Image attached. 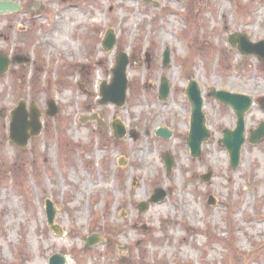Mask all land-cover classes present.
I'll use <instances>...</instances> for the list:
<instances>
[{
    "label": "rangeland",
    "instance_id": "1",
    "mask_svg": "<svg viewBox=\"0 0 264 264\" xmlns=\"http://www.w3.org/2000/svg\"><path fill=\"white\" fill-rule=\"evenodd\" d=\"M0 1L21 8L0 15V54L29 60L11 61L0 77V264H48L54 254L70 264H264V139L247 142L264 121V63L227 42L234 33L264 41V0ZM107 31L111 51L101 47ZM118 54L128 61L125 104L101 106L99 88L110 84ZM190 81L210 132L196 159L185 142ZM210 90L253 101L235 169L219 143L235 114ZM50 100L54 117L45 114ZM19 102L26 111L34 105L41 126L23 148L9 139ZM93 114L107 126L79 121ZM112 122L125 127L124 138L113 137ZM159 128L171 137L155 136ZM157 189L164 200L140 213ZM47 200L61 236L46 223ZM91 237L95 245L84 247Z\"/></svg>",
    "mask_w": 264,
    "mask_h": 264
},
{
    "label": "water",
    "instance_id": "2",
    "mask_svg": "<svg viewBox=\"0 0 264 264\" xmlns=\"http://www.w3.org/2000/svg\"><path fill=\"white\" fill-rule=\"evenodd\" d=\"M149 2V0H144ZM20 10L19 5L10 1H0V15L8 13H14ZM228 43L231 47L237 44V50L239 54L243 56H255L258 60L264 63V41L257 43H251L244 34L234 33L229 36ZM115 44V37L111 31H107L102 42V48L104 51H111ZM13 61L17 64L27 63L28 60L23 56L17 55L13 57ZM169 63V51L166 50L163 53L162 66L165 68ZM10 64L9 58L0 54V76L3 75ZM127 58L124 54H118L115 58V66L111 70L112 80L110 85L102 84L100 87V105L113 104L120 108L125 103V96L127 90L126 68ZM169 92V85L167 80L161 78L159 98L165 100ZM186 97L190 104L191 116H190V130L186 139V144L190 151L192 158H198L200 156L201 144L210 137V132L205 126V117L202 113L203 100L201 97V91L195 82H190L185 90ZM209 97L216 99L220 103L231 107L236 115V127L233 131L226 130L223 132L222 139L220 140L221 146L227 151L229 157L230 166L235 169L239 164L240 149L243 145L244 138V114L251 106V100L242 95L231 94L225 91H211ZM46 115L48 117H54L57 114V109L52 100L48 101ZM260 108L264 110V101L260 102ZM29 118V120H27ZM39 112L35 109L33 104H30L29 113L25 110V104L19 102L17 107L11 111V121L9 125V138L17 146L23 148L30 136H36L40 131ZM87 120H94L99 126H105L97 115H93L88 118H81V122ZM113 135L116 139H122L125 134V128L120 122L112 123ZM30 131V134L27 131ZM156 136L169 139L171 133L166 129H159L156 131ZM129 135L135 140L137 134L130 132ZM264 139V122L260 123L258 127L249 133L247 142L252 145L260 144ZM163 162L166 169V173L170 174L173 167V160L168 153L163 155ZM209 175L203 176V181H207ZM165 198V192L161 189L154 191L148 202H142L138 205L140 213L146 211L149 204H155L162 202ZM208 205H213V200L209 198ZM45 213L47 225L51 231L57 236H61L62 232L53 224L55 219V208L50 200L45 202ZM96 237L88 239V244L95 245ZM66 258L59 254L52 255L48 264H66Z\"/></svg>",
    "mask_w": 264,
    "mask_h": 264
},
{
    "label": "bare ground",
    "instance_id": "3",
    "mask_svg": "<svg viewBox=\"0 0 264 264\" xmlns=\"http://www.w3.org/2000/svg\"><path fill=\"white\" fill-rule=\"evenodd\" d=\"M230 180H231V179H230ZM140 226H142V224H141ZM145 226H146V229H147V230H150V229L153 228V225H152V224H145ZM66 264H70V261L67 260V263H66Z\"/></svg>",
    "mask_w": 264,
    "mask_h": 264
}]
</instances>
